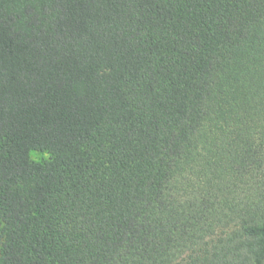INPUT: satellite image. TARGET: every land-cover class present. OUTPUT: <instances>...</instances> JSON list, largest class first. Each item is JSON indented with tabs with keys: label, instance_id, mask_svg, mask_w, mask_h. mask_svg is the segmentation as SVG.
Returning <instances> with one entry per match:
<instances>
[{
	"label": "trees",
	"instance_id": "1",
	"mask_svg": "<svg viewBox=\"0 0 264 264\" xmlns=\"http://www.w3.org/2000/svg\"><path fill=\"white\" fill-rule=\"evenodd\" d=\"M0 264H264V0H0Z\"/></svg>",
	"mask_w": 264,
	"mask_h": 264
},
{
	"label": "rangeland",
	"instance_id": "2",
	"mask_svg": "<svg viewBox=\"0 0 264 264\" xmlns=\"http://www.w3.org/2000/svg\"><path fill=\"white\" fill-rule=\"evenodd\" d=\"M49 154L47 152H41V151H32L31 157L35 161H43L45 159L49 158Z\"/></svg>",
	"mask_w": 264,
	"mask_h": 264
}]
</instances>
